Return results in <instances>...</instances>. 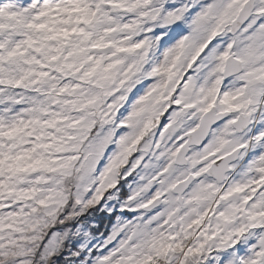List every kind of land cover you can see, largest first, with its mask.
I'll return each instance as SVG.
<instances>
[{"label": "clouds", "instance_id": "9594fccd", "mask_svg": "<svg viewBox=\"0 0 264 264\" xmlns=\"http://www.w3.org/2000/svg\"><path fill=\"white\" fill-rule=\"evenodd\" d=\"M0 264H264V0H0Z\"/></svg>", "mask_w": 264, "mask_h": 264}]
</instances>
